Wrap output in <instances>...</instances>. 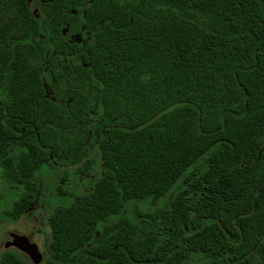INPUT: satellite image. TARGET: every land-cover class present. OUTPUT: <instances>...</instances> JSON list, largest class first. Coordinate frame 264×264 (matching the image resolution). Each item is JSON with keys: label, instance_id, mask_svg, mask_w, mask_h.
Returning <instances> with one entry per match:
<instances>
[{"label": "trees", "instance_id": "trees-1", "mask_svg": "<svg viewBox=\"0 0 264 264\" xmlns=\"http://www.w3.org/2000/svg\"><path fill=\"white\" fill-rule=\"evenodd\" d=\"M30 1L0 0L3 213L104 167L58 185L43 264H264V0Z\"/></svg>", "mask_w": 264, "mask_h": 264}, {"label": "rangeland", "instance_id": "rangeland-1", "mask_svg": "<svg viewBox=\"0 0 264 264\" xmlns=\"http://www.w3.org/2000/svg\"><path fill=\"white\" fill-rule=\"evenodd\" d=\"M30 4L33 9L36 8L35 0H31ZM71 38L77 41L82 40V36L79 33H73ZM86 157L93 160V165L82 179L76 173L75 167H64L55 164L53 168L46 166L40 168L35 175V179L39 184L38 196L30 207L29 212L23 214L16 221L8 219L3 211L11 206L12 202L18 197L19 192H16L15 189L5 182L2 177V169L0 168V255L6 250L3 244L4 235L10 232L17 233L27 236L31 242L35 243L42 255L41 260L34 263L28 255L18 250L22 258L29 264H43L44 260L49 256L51 239L47 216L52 207L58 203L69 201L67 195H57L60 193L57 189L58 185L68 191H88L90 190L91 182L104 171L100 154L96 148H91ZM62 176L65 177L61 179ZM133 205L134 203L132 202L128 203V206H126L127 213H130Z\"/></svg>", "mask_w": 264, "mask_h": 264}, {"label": "water", "instance_id": "water-1", "mask_svg": "<svg viewBox=\"0 0 264 264\" xmlns=\"http://www.w3.org/2000/svg\"><path fill=\"white\" fill-rule=\"evenodd\" d=\"M3 244L5 249L13 247L21 252H24L34 263L39 262L42 258L37 245L31 242L25 235H19L12 232L7 233L3 237Z\"/></svg>", "mask_w": 264, "mask_h": 264}]
</instances>
